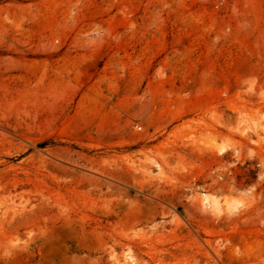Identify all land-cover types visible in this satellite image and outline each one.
<instances>
[{"label":"rangeland","instance_id":"rangeland-1","mask_svg":"<svg viewBox=\"0 0 264 264\" xmlns=\"http://www.w3.org/2000/svg\"><path fill=\"white\" fill-rule=\"evenodd\" d=\"M0 264H264V0H0Z\"/></svg>","mask_w":264,"mask_h":264}]
</instances>
